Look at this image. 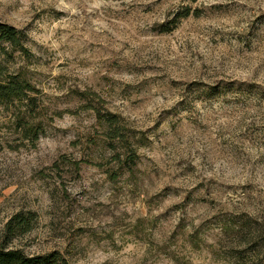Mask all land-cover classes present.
I'll return each mask as SVG.
<instances>
[{"label": "rangeland", "instance_id": "374dc122", "mask_svg": "<svg viewBox=\"0 0 264 264\" xmlns=\"http://www.w3.org/2000/svg\"><path fill=\"white\" fill-rule=\"evenodd\" d=\"M0 23L27 34L0 70L25 73L44 129L29 143L0 109V246L264 264V0H0ZM90 105L118 116L131 168ZM18 213L32 230L6 239Z\"/></svg>", "mask_w": 264, "mask_h": 264}, {"label": "trees", "instance_id": "16d2710c", "mask_svg": "<svg viewBox=\"0 0 264 264\" xmlns=\"http://www.w3.org/2000/svg\"><path fill=\"white\" fill-rule=\"evenodd\" d=\"M27 42L28 37L25 32L8 24L0 23V52L6 55L18 52L26 56L29 53ZM36 93L35 87L27 79L25 73L13 75L5 74L0 70V109L16 110L14 111L16 113V127L23 138L32 144H35L40 135L44 133L40 121L42 108L38 99L33 95ZM87 110L95 112V117L104 130L107 142L111 147H115L114 142L116 141L122 144L123 149H125L123 155L126 156V164L131 168L137 159V147H134L135 144L126 139L118 116L103 114L92 105ZM119 156L118 158L121 157ZM33 219L34 215L31 213L16 214L7 223L4 237L7 239L30 232ZM0 264H70V262L60 252L30 257L21 250L0 246Z\"/></svg>", "mask_w": 264, "mask_h": 264}]
</instances>
